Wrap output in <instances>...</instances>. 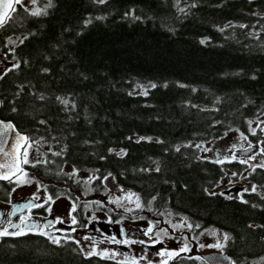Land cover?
I'll list each match as a JSON object with an SVG mask.
<instances>
[{
    "label": "trees",
    "instance_id": "obj_1",
    "mask_svg": "<svg viewBox=\"0 0 264 264\" xmlns=\"http://www.w3.org/2000/svg\"><path fill=\"white\" fill-rule=\"evenodd\" d=\"M52 3L39 17L17 6L19 19L0 30V117L49 145L48 163L27 170L69 185L67 168L101 178L110 172L155 210L229 234L226 251L237 263L264 257V227H257L264 225V169L246 178L257 188L242 192L249 203L226 199L216 191L220 179L245 167L215 163L196 147L237 130L253 144L261 138L248 122L264 116V0H178L179 8L177 0ZM150 84L146 96L138 91ZM140 137L152 139L136 143ZM12 187L0 181V200ZM40 242L33 233L0 237V264H75L47 250L39 257Z\"/></svg>",
    "mask_w": 264,
    "mask_h": 264
},
{
    "label": "snow or ice",
    "instance_id": "obj_2",
    "mask_svg": "<svg viewBox=\"0 0 264 264\" xmlns=\"http://www.w3.org/2000/svg\"><path fill=\"white\" fill-rule=\"evenodd\" d=\"M31 4L35 5L38 3V0H30ZM95 3L104 5L108 2V0H94ZM17 6H19V9L27 13L28 15H31L33 17H39L41 15H47V9L53 7L52 0H47V4L43 8H35V9H29L28 6L24 3V0H0V30H6L9 26L14 24L16 20L19 19L18 16L15 15L17 12ZM177 8H179V3L177 0ZM196 4L193 3L191 7H195ZM179 11L185 12V9L180 8ZM126 15L132 16L134 19H141L138 16H135L134 11H131L127 13ZM105 17L102 16H97L95 19L101 20L104 19ZM92 23V18L89 17L84 21L85 27H87L88 24ZM241 27H247V25H241ZM223 29H221L222 31ZM24 39H27V37H24ZM9 43H14L11 39L8 41ZM21 44L24 42L23 39L19 41ZM201 43H205V41H201ZM20 65L19 63L15 64L14 67L18 68ZM8 71H12V69H8ZM43 71L47 72L48 69H43ZM6 74V73H5ZM4 75H0V79H3ZM255 79V77H253ZM139 87L142 88V94L147 95L148 94V88H155L156 84H150L148 87H144L143 85H138ZM166 87V85H165ZM181 87H184V85H181ZM195 91V90H193ZM131 95V93H129ZM19 95V93L17 94ZM39 99L43 100L45 97L41 94ZM57 100L65 106V108H68L71 106V108H75V104L71 103L70 99L68 98H63V97H57ZM3 104V101H0V105ZM193 107H196V105H193ZM13 111H16L15 108L12 109ZM41 123H45L44 121H41ZM249 125L252 124V121L248 122ZM261 123H264V121H261ZM238 131V130H237ZM261 131H264V129H261ZM13 133H15L13 135ZM252 135H256V130L252 129L251 131ZM225 136L227 133L224 134ZM240 138L242 140H247V136H245L243 133L240 134ZM9 139H11L13 142L10 144ZM131 139V138H129ZM151 137H140L139 140L136 141V143H139L142 140H147L151 142ZM33 141L30 140V138L27 135H22L19 132L16 131L15 125L12 123H6L4 121H0V155H2L5 158L4 163H0V181H6L8 184H15L16 187H22L25 185H31L32 183L37 184V189L38 191H44L47 193V187L41 184L39 180H36L34 176H30L29 172L27 171L28 167H36L38 164L44 163L47 164L48 161L41 160L39 157H34L33 159H29L30 157V152L29 149L33 147ZM38 143V142H36ZM157 143H163V141L157 140ZM261 144H264V141H260ZM187 147H192L191 144L186 145ZM197 148H199L203 152H214V155L216 157L215 163L218 164H223L226 161L227 162H232L236 161L240 164H245L251 167L252 171L255 172L257 168L264 169V160H261L255 165L249 164V161H255L257 159V155L264 156V148H260L257 154L254 155H245L244 158H238L236 155H231L228 156L227 153L232 152L233 149H235V143L229 144V145H222L218 149H211L204 147L200 144L196 145ZM256 147V145H253L250 143L249 148L242 149V151L247 154L250 152L251 148ZM9 149L8 151H5V149ZM177 152L180 151V147L177 146L175 149ZM109 152H115V155L118 157H124L127 155V152L125 149H120L118 152L115 151L114 149H109ZM53 155L60 156L62 155V152H54ZM101 159H104V157H101ZM157 167L155 171L159 172V165L158 162ZM99 171V170H97ZM142 171H147V169H142ZM64 175L68 176L69 179H72L73 176H78L79 172L78 170L73 169L71 172L64 173ZM233 175H236V173H233ZM109 177H112V180H115V177L112 176V173H108L104 177H99V176H89L87 178H83L82 182L85 185H89L93 183L95 180H100L101 184L110 192L112 191L111 188H108V185L105 183L108 181ZM80 180H77V183H80ZM16 189L13 188L11 191H15ZM90 191H94V189H89ZM120 191H123L121 188ZM207 192L208 190L205 189ZM249 189L245 188L244 192H248ZM251 192L255 193L257 192V188L255 185L252 186ZM86 194V193H85ZM209 195H217V193H208ZM219 195L224 196L225 193L221 192ZM133 197H135V200H133ZM226 199H240L242 203H249V201L243 199V193H237L236 196H225ZM43 200L42 203H38L37 201ZM56 199H59V196L57 195L54 199L52 194H47L45 197L41 198L38 196L36 193L32 195L28 199L27 202L23 204H18V205H12V211L9 213H3L0 212V237H19L23 235H27L29 232H31L33 229H36L37 231L33 234H38V235H44L46 236L47 239H49L53 244L60 245L61 243V237H57L54 235L47 234L44 229H47L49 227H52L54 224H63L65 223V220L57 216L54 218L52 221H48L47 223L41 225L36 222V220L31 217V216H24L21 215L19 217V222L18 223H13L11 220L5 221L4 217H12L16 216L17 213H23L25 210L28 212H31L32 209L34 208H43L45 213L51 215L52 213V207L51 205L55 204ZM124 200H127L130 203H135L136 209L143 210L144 204L141 202L140 197L136 193L128 192L124 197ZM155 199V197H153ZM261 199H264V196H261ZM79 200V197H76L75 200L72 201L70 204L69 210H68V218L71 221L72 225H76L79 223L77 217L74 215L75 212H77V204L76 201ZM92 203H95L97 207H105L106 205L102 203L101 201H93ZM107 203H114L118 207H123V204L121 203V198H116L115 200L109 198ZM151 201H149V204ZM88 205H86L87 207ZM252 207H257V205L253 204ZM150 210V209H149ZM111 211V210H109ZM125 211H132V209L125 208ZM140 219H144L143 217H139ZM91 219H96V217H91ZM182 220L184 223L182 224H175L171 225V227L174 230L177 229H182L187 226L189 230H191L192 225L188 223L187 217H182ZM116 223H119V221H115ZM106 223H114V221L109 217V219L106 221ZM6 226H3L5 225ZM81 227H87V225H81ZM155 227V223L153 221H149V227L143 230V234L146 236H149V239H152V237L149 235L150 233L153 232V228ZM197 228H199V225H196ZM249 227H253V225H249ZM257 227H264V225H258ZM9 229H14V231H9ZM27 230V231H26ZM75 229H73L74 231ZM57 231H63V229H57ZM103 234V233H102ZM163 234L165 236H168V230L164 229ZM121 235L124 236V239H118L115 235H112L110 237H105L107 241L111 244H116V245H124V246H130L133 243H139L141 245H145L147 242L145 240H139V241H134V240H129L127 239V233L125 232L124 229H121ZM160 233H157V237H159ZM213 236H216L217 233L213 232ZM66 241L68 239H71L70 236H65L63 237ZM173 239H177L176 237H172ZM85 240H91L92 237L86 236L84 237ZM184 243L179 249H172V250H165L164 252L157 253V255L167 257V259L162 261V264H168L169 259H175L177 257H182V253H187L191 251V248L189 247V244L187 243V237H184ZM231 237L229 234L224 233L223 234V241L225 243H221L219 240H217L215 243L212 244H200L199 247L201 249L204 248H214L217 250V254L209 255L206 257H201L197 256L195 259L199 260L202 262V264H218V262L221 259L228 260V257H221L219 255L220 252L224 250V248L227 245V241H229ZM76 244H79V241H73ZM179 243L180 241L177 240ZM83 251V249H80ZM98 257L100 259L104 260H112L115 261V264H139L140 260H145L147 259L146 256H139V257H132L130 260L127 259L126 254L119 252L118 250L115 249H101L97 250L96 247H93L89 252L85 253V258L91 259L92 257ZM117 257H123V259H117ZM264 259V258H262ZM148 264H151V261L148 262ZM231 264H236L235 261H231Z\"/></svg>",
    "mask_w": 264,
    "mask_h": 264
},
{
    "label": "flooded vegetation",
    "instance_id": "obj_3",
    "mask_svg": "<svg viewBox=\"0 0 264 264\" xmlns=\"http://www.w3.org/2000/svg\"><path fill=\"white\" fill-rule=\"evenodd\" d=\"M9 121V120H7ZM26 134V133H25ZM27 135V134H26ZM28 136V135H27ZM261 136V135H260ZM29 137V136H28ZM248 139V138H247ZM31 140V139H30ZM32 141V140H31ZM258 141H264L263 136L261 138L259 137ZM254 143L253 145H256L254 147L253 151H250L249 155L257 154L259 151V144L260 142ZM34 142V141H33ZM41 143H44L41 141ZM243 145L242 147H235L232 152L227 153L228 156L231 155H243L245 154L242 149L249 148L250 146L244 147L246 144V140H242L241 142ZM45 147L43 149V157L41 160L46 159V151H49V145L44 143ZM221 147V146H220ZM244 147V148H243ZM242 148V149H241ZM240 149V150H239ZM245 154V155H247ZM260 155H257L259 157ZM207 157V156H206ZM263 159L264 156H261ZM216 159V157H215ZM213 159V160H215ZM236 161L232 162H225L224 164H231L235 163ZM44 164V163H41ZM39 165V164H38ZM244 167L245 165L242 164ZM27 169L30 168L28 166H25ZM68 172H71L70 170H73L72 168L66 169ZM246 170V169H244ZM29 172V175L32 174L31 170H27ZM247 171L250 173L252 171L251 168H247ZM81 172H88V171H81ZM36 177H39V181H42L45 187H47V193L46 194H52L54 199L58 195L59 198L64 196L66 199L69 200L70 203H72L73 200L76 199V197H79V200L76 201L77 204V212L74 213V215L77 217L79 223L76 225H72L71 221L68 218V210L64 211L62 213L55 212L54 214H47L45 213L43 208H34L31 210V212H28L25 210L23 213H17L16 216L8 217L5 216V221L11 220L13 223L19 222V217L21 215L24 216H31L33 217L37 223L43 225L47 223L48 221L54 220L55 217L60 216L65 220V223L63 224H54L52 227H49L47 229H44V231L47 234L54 235L57 237H61V243L60 245L53 244L49 239L46 238L44 235H39V239L42 240V242L39 243V252L43 250L52 251V256L55 258L58 257H67L73 261L75 264H115V261L112 260H104L100 259L98 257H92L91 259L85 258V253L89 252L93 247H96L97 250L101 249H115V250H122L121 253L126 254L127 259H131L132 257H136L135 250H140V253H147L151 255H157L159 253L160 249L168 248V250L172 249H179L182 244L185 242L184 237H187V243L189 244V247L191 248L190 252L182 253V257H177L175 259H169L168 264H202L201 261L195 259L197 256L204 257L205 254L217 252L215 251H199L197 249V241L195 238H192L190 235L189 230L187 229V226L185 225L182 229L174 230L171 225L175 224H182L184 221L177 220L175 216L171 215H179L181 217H185L183 215L173 213L170 211H163V210H155L154 205H152V202L146 203L141 197L140 200L144 204L143 210L132 209V211L128 212L125 211L124 208L118 207L114 204H112L109 208V203H107L108 196L105 194H97V195H84L83 193H80L78 195L70 194L71 191H80L82 189V184L77 183L76 178L74 176V181H71V185L65 184L63 182H55L51 179H47L41 176H38L36 173ZM225 176H223L218 184V187L216 191H221V188L219 189V185L222 181V179ZM79 185L78 187L76 186ZM92 185H94L92 183ZM102 185V184H101ZM99 185V189L102 191L104 186ZM15 184H13V188H15ZM82 191V190H81ZM235 191V192H234ZM234 191H224L225 196H236L237 193L242 192L241 189L235 188ZM228 192V193H227ZM14 192L11 191L6 199L0 200V212L3 213H9L12 211V205H18L23 204L28 201L30 197H26L23 199H14L13 194ZM233 194V195H232ZM58 199H56L57 201ZM101 201L106 206L105 207H97L95 203H92L93 201ZM38 203H42L43 200L37 201ZM86 205H88L86 207ZM52 206V205H51ZM70 207V205H69ZM150 209V210H149ZM111 210V211H109ZM96 217V219H91V217ZM109 217L114 221V223H106V221L109 219ZM139 217H143L144 219H140ZM115 221H119V223H116ZM149 221H153L155 223V227L153 228V232L149 235L152 237L154 234L156 235L158 232L160 233L161 237H152V239H149V236H146L143 234V230L149 227ZM81 225H87V227H81ZM3 226H6L3 225ZM193 226V224H192ZM2 227V226H0ZM57 229H63V231H57ZM73 229H75L73 231ZM121 229H124L127 233V239L139 241V240H145L147 243L145 245H141L139 243H133L130 246H124V245H116L111 244L107 241L105 237H110L112 235H115L118 239H124L125 237L121 235ZM167 229L169 235L165 236L163 234V230ZM196 232H199V229L196 228ZM9 231H14V229H9ZM27 231V230H26ZM37 230L33 229L28 234L35 233ZM195 232V233H196ZM84 233V234H83ZM103 233V234H102ZM197 234V233H196ZM88 235L89 237H92L91 240H93L92 243L89 242H82L81 237ZM65 236H70L71 239H68L67 241L63 238ZM172 237H176L177 239H173ZM163 239H166L167 242H165ZM177 240L180 242L178 243ZM45 241V242H44ZM73 241H79V244L74 243ZM171 242L172 245L169 244ZM80 249H83L81 251ZM138 252V251H137ZM226 251V247L224 250L220 253H224ZM139 253V252H138ZM228 253V252H227ZM229 254V253H228ZM230 255V254H229ZM39 257H43V255L39 254ZM231 257V256H230ZM55 258V259H56ZM263 258V257H261ZM260 258V259H261ZM117 259H123V257H117ZM167 259V257L161 256V262L157 264H162V261ZM232 259V258H231ZM257 259V260H260ZM257 260H254L251 264H255ZM232 261H234L232 259ZM48 260L42 259L39 260V264H46ZM236 262V261H235ZM139 264H148L145 262H139ZM236 264H239L236 262Z\"/></svg>",
    "mask_w": 264,
    "mask_h": 264
},
{
    "label": "rangeland",
    "instance_id": "obj_4",
    "mask_svg": "<svg viewBox=\"0 0 264 264\" xmlns=\"http://www.w3.org/2000/svg\"><path fill=\"white\" fill-rule=\"evenodd\" d=\"M24 3L28 6V8L30 10L31 9H35V8H40L38 4H35V5L31 4L30 0H24ZM143 86L144 87H148L149 85H143ZM138 91L142 92V88L139 87ZM261 121H264V116L254 119L252 121V124H251V130L255 129L256 130V135H258L259 132H260L261 136H263V138H264V131H261V129H264V123H261ZM240 134L241 133L239 131H233V132L229 133L228 135H226L225 137L221 138L218 141H212V142L204 143L202 146L207 147V148H211V149H218L222 145H229V144L235 143L236 147H240V146L242 147L243 144L241 143L242 139L240 138ZM36 142H38V143H36ZM250 143L253 144V142H251V141H249L247 139L246 140V144L244 145V147H246L248 145L250 146ZM44 148H46L44 143L39 142V140L34 141L33 147L31 149H29V152H30L29 159H33L34 157H39L40 159H42V158L44 159L43 153H42ZM259 148H264V144L260 143L259 144ZM201 153L204 156H207L208 158L215 159L214 152H203V151H201ZM247 155H249V154H247ZM237 157L238 158H244L245 154L239 155ZM261 160H264V158L262 159L261 156H259V157H257V159L255 161L250 160L249 164L255 165L258 162H260ZM247 168H251V167H249L248 165H245V169L246 170H244L243 172H241L239 174L236 173V175H233L234 172L227 171L225 173V175H224L225 177L222 179V181H221V183L219 185V189L221 188V191L223 193H224V191H228V192L229 191H234L235 188L241 189L242 192H244L245 188L249 189V191H250L252 186H253L252 185L253 183H251L250 181L246 180V178L249 176V172L247 171ZM70 171H72V170H70ZM78 172H79V175L75 176L76 181L80 180L81 181L80 183L84 187H82V189H81L82 191L81 190L80 191H75V192L71 191L70 194L78 195L80 193H83L84 195H94V196L97 195V194H103V195L106 194L108 196V199L111 198V199L115 200L116 198H121V203L123 204L122 208H124V209L125 208H129V209H134L135 208V203H130L127 200L123 199V197L128 192H132V193H135V192H133V191L127 189V188H123V187H120V186L116 185L114 183V181L112 180V178H109L108 181L105 182L108 185V188H111L112 191L109 192L105 187L101 191L98 188V186L92 185V183L89 184V185H85L82 182L83 178H87L89 176H94L93 172H81V171H78ZM30 176H33V174H30ZM34 177H35L36 180H39V177H36V176H34ZM40 182H41L42 185L45 184L42 181H40ZM121 188L123 189V191H120ZM15 189L16 190L13 193L14 194L13 198L16 199V200L23 199V198H26V197H30L34 193H36L41 198H43V197H45L47 195L42 190L38 191L36 183H32L31 185H25V186H22V187H16L15 186ZM89 189H94V191H90ZM242 192H240V193H242ZM133 200H135V197H133ZM70 204L71 203L69 202V200L66 199L64 196L60 197L55 202V204H53L51 206L52 207V213L51 214H54L55 212L62 213L64 211H67L69 209V205ZM112 204H114V203H109V208H110V206ZM114 205H116V204H114ZM171 216H175V218L177 220H182V217L179 216V215H171ZM187 221H188L189 224L192 225V223L188 219H187ZM195 230L196 229H194V226H192V228H191V230H189V232H190L191 237L196 239V241H197V246L196 247H197V249L199 251H207L208 252V251H215L216 250L214 248L201 249L199 247L200 244H212V243H215L217 240H219L221 243H225L223 241V234L225 232H223V231H221V230H219L217 228H206V229L201 228V229H199V232H196ZM213 232L217 233V235L213 236L212 235ZM86 236H88V235L82 236L81 237V241L82 242L92 243L93 240H85L84 239V237H86ZM152 237L156 238L157 234L156 235L154 234V236H152ZM159 237H161V236L159 235ZM163 240L165 242H167L166 239H163ZM169 244L172 245L171 242H169ZM165 250H168V248L160 249L159 253L160 252H164ZM137 251L136 250L134 251L136 253V255H137L136 257L142 256V255L147 257V259H145V260H140L141 262L148 263L149 261H151V264H157V263L161 262V256L160 255H151V254H147L145 252L140 253V250H137ZM119 252H122V250H120ZM255 264H264V259L261 258L260 260H257V262Z\"/></svg>",
    "mask_w": 264,
    "mask_h": 264
},
{
    "label": "water",
    "instance_id": "obj_5",
    "mask_svg": "<svg viewBox=\"0 0 264 264\" xmlns=\"http://www.w3.org/2000/svg\"><path fill=\"white\" fill-rule=\"evenodd\" d=\"M1 101V100H0ZM0 108H1V105H0ZM0 121H4V122H6V123H12L13 125H15L12 121H6V120H4V119H2L1 117H0ZM15 129H16V131L17 132H19L20 134H22V135H26L25 133H23V132H21L17 127H16V125H15ZM15 133H13V135H14ZM13 141L11 140V139H9V143L11 144ZM9 149H5V151H8ZM254 150V148H251V150L250 151H253ZM5 162V158L2 156V155H0V163H4ZM233 195V194H232ZM213 254H217V252H213V253H209V254H205L204 255V257H206V256H209V255H213ZM219 255L221 256V257H228L229 259L228 260H224V259H221L219 262H218V264H231V261H232V259H231V257H230V255L227 253V252H224V253H219Z\"/></svg>",
    "mask_w": 264,
    "mask_h": 264
}]
</instances>
